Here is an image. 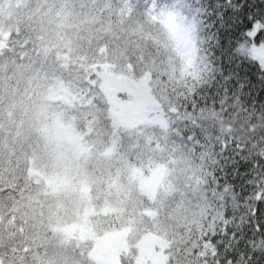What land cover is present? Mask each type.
<instances>
[{
	"label": "snow or ice",
	"instance_id": "obj_1",
	"mask_svg": "<svg viewBox=\"0 0 264 264\" xmlns=\"http://www.w3.org/2000/svg\"><path fill=\"white\" fill-rule=\"evenodd\" d=\"M108 7L110 14L116 11ZM117 7L121 20L125 13L129 22L142 18L154 46L130 48L120 35L103 60L89 66L79 60L77 40L53 49L44 28L29 25L11 54L0 53L5 72L12 73L7 80L15 77L19 84L26 78L36 86L20 98L28 105L38 149L61 168L89 150L91 127L104 123L114 137L127 130L133 148L160 153L168 165H175L179 153L195 165L190 171L196 185L189 181L185 195L204 201L210 195L218 202L209 205L210 236H228L254 250L252 237L264 236V201H254L253 192L241 204L234 181L249 168H264L252 152H264V0H121ZM117 70L122 75L110 87L107 81L116 77L109 72ZM54 96L72 106L53 112ZM233 251L231 242L225 244L220 264L238 258L252 264L251 251Z\"/></svg>",
	"mask_w": 264,
	"mask_h": 264
},
{
	"label": "trees",
	"instance_id": "obj_2",
	"mask_svg": "<svg viewBox=\"0 0 264 264\" xmlns=\"http://www.w3.org/2000/svg\"><path fill=\"white\" fill-rule=\"evenodd\" d=\"M120 2L0 0V53L11 54L17 35L28 31L29 25L42 26L53 49L57 45L66 47L69 38L77 40L79 60L89 66L100 63L113 39L120 35L130 48L147 50L154 46L156 41L142 18L129 22L125 13L121 20ZM109 5L116 11L110 14ZM76 55L70 60L74 61ZM2 66L1 264H101L93 257V250L109 234H120L125 240L130 255L124 258L129 260L138 255L144 236L151 234L166 244L167 264H220L217 257L223 256L225 244L230 242L232 255L251 251L252 264H264V243H260L264 236L252 237L254 250L243 242L237 245L228 236H210L209 205L218 202L210 195L207 201L190 200L185 195L189 181L196 185L190 171L195 165H188L179 153L175 165H168L160 153L133 148V137L127 130L121 129L114 137L110 124L96 123L90 129L89 150L57 168L38 149L35 128L26 114L28 105L21 102L20 93L36 86L26 78L19 84L15 77L7 80L9 72ZM8 66L11 68L10 63ZM114 74L122 75L119 70ZM15 86L16 95L10 97L9 87ZM6 93L13 99L8 104L12 107L3 113ZM50 102L55 113H65L72 106L66 98L56 97ZM75 126L79 128L80 122L75 121ZM252 152L253 159L264 163V152ZM234 183L241 204L253 192L254 201H264V168H249ZM242 211L240 207L237 215ZM219 239L225 243L217 245L214 241ZM236 264H240L239 258Z\"/></svg>",
	"mask_w": 264,
	"mask_h": 264
},
{
	"label": "rangeland",
	"instance_id": "obj_3",
	"mask_svg": "<svg viewBox=\"0 0 264 264\" xmlns=\"http://www.w3.org/2000/svg\"><path fill=\"white\" fill-rule=\"evenodd\" d=\"M5 63L6 62L0 63V67L2 65V67H4ZM109 76L116 77V80L107 81V83L111 87L116 84L120 76L111 72H109ZM5 80H3L2 82H4ZM7 83L8 82H6V84ZM16 87L17 86H15L14 90H16ZM2 91L4 92L6 90L3 89ZM122 95L126 94L122 93ZM11 96H13L12 92H10V97ZM52 98L56 97L54 96ZM5 100V110L3 108V113L10 107H12L8 104L13 99H8V94L6 93ZM20 106L21 104L17 102L16 107L19 108ZM139 248V253L135 258L133 257L132 260H129L130 258L127 257L124 258L125 255H130L129 248L127 247L125 240L121 237L120 234H109L96 244L92 255L101 264H167L168 254L166 252V244L164 243V241L151 234H148L142 239Z\"/></svg>",
	"mask_w": 264,
	"mask_h": 264
}]
</instances>
